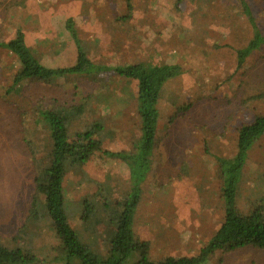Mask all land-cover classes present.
I'll return each mask as SVG.
<instances>
[{
  "label": "rangeland",
  "instance_id": "1",
  "mask_svg": "<svg viewBox=\"0 0 264 264\" xmlns=\"http://www.w3.org/2000/svg\"><path fill=\"white\" fill-rule=\"evenodd\" d=\"M246 1L264 35V0ZM125 2L0 0V42L21 30L42 64L71 67L76 50L65 28L71 19L95 66L144 62L178 68L180 75L164 84L158 101L151 170L143 183L136 184L134 232L147 243L151 261L194 257L223 216L216 159L233 157L240 127L264 114V97L248 99L263 86L264 59L256 54L237 71L234 51L245 46L251 28L236 0H129L134 11L121 22L118 18L128 15ZM18 70L1 51L0 245L33 259L28 264H66L43 196L34 185L50 150L48 133L38 123V108L58 110L87 100L89 111L69 122V136L86 132L95 123L100 127L93 140L101 141L103 151L128 153L138 137L131 100L136 86L112 72L15 86ZM25 140L33 143L36 164ZM65 172L67 223L83 244L104 257L109 252L108 232L115 227L108 213H119L115 204L130 193L128 167L120 159L97 153L83 168L69 165ZM237 209L242 215L258 213L264 218V135L248 155ZM70 262L80 264L75 258ZM205 264H264V251L249 247L225 254L216 251Z\"/></svg>",
  "mask_w": 264,
  "mask_h": 264
},
{
  "label": "trees",
  "instance_id": "2",
  "mask_svg": "<svg viewBox=\"0 0 264 264\" xmlns=\"http://www.w3.org/2000/svg\"><path fill=\"white\" fill-rule=\"evenodd\" d=\"M236 1L242 19L251 28L250 38L245 46L234 51L237 71H241L245 69L247 61L256 57V54L260 59H264V35L256 24L251 4L246 0ZM124 5L128 15L122 14L118 18L121 22L129 20L134 11L129 0H126ZM68 20L65 28L76 50V61L71 67L50 68L42 64L26 45L25 36L21 30H17L10 39L0 42V52H5L19 67L13 84L24 86L30 81L48 83L61 78L98 76L104 72H112L115 78L135 83L134 100L133 98L131 100L134 101L133 109L138 118L139 128L138 137L131 151L110 154L100 148L101 141L93 140V136L99 132L100 127L95 123H92L93 125L86 132L81 133L80 131L72 137L68 134L69 122L81 118L89 111L86 107L87 100H83L84 104L61 107L58 110L38 108V123H42L44 130L48 133L50 150L48 158L43 161L45 166L34 178V185L36 191L43 196L45 211L62 243V250L67 258L66 264H71L70 261L74 258L78 259L80 264H130L129 262L132 261L130 258L135 255L138 258L133 264H205L208 256L216 251L225 254L248 247L264 251V218L258 213L242 215L237 209L238 190L248 155L253 144L264 135L263 114L251 123L240 127L233 157L216 159L223 216L214 235L194 257H166L157 261H151L148 258L145 252L147 243L139 241L134 232L135 212L139 202L136 184L143 183L151 170L152 155L158 133V101L164 84L180 75L178 68L169 64L144 62L114 67L104 64L95 66L87 58L78 34L72 28V20ZM259 97H264V82L260 92L248 96V99ZM246 100L243 99V101ZM25 144L34 162L33 143L25 140ZM97 153H101L104 157L113 156L125 162L131 182L130 193L126 200L114 206L119 213H108L115 227L108 232L109 252L104 257L96 255L80 241L67 223L64 208L65 168L70 165L81 169ZM97 204L103 208L108 207L104 203L99 205L97 202ZM87 217L83 221H86ZM32 261L33 259L25 258L20 252L8 250L0 245V264H28Z\"/></svg>",
  "mask_w": 264,
  "mask_h": 264
}]
</instances>
